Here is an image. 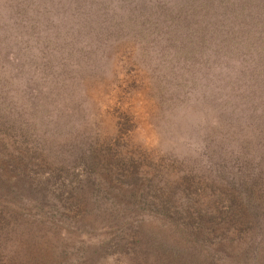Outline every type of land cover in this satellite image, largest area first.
Listing matches in <instances>:
<instances>
[{"label":"rangeland","instance_id":"1","mask_svg":"<svg viewBox=\"0 0 264 264\" xmlns=\"http://www.w3.org/2000/svg\"><path fill=\"white\" fill-rule=\"evenodd\" d=\"M246 8L264 19V0H0L2 147L47 188L0 189V264H264V111L231 88L264 61L204 58ZM94 138L119 157L81 173Z\"/></svg>","mask_w":264,"mask_h":264},{"label":"trees","instance_id":"2","mask_svg":"<svg viewBox=\"0 0 264 264\" xmlns=\"http://www.w3.org/2000/svg\"><path fill=\"white\" fill-rule=\"evenodd\" d=\"M261 16L262 15L260 13L249 8L241 9L236 12L230 11L227 13L221 11L220 18L222 20L223 27L218 28V31H220V34H218L219 37H216V39L213 40L214 43L211 45L212 49L205 52V60H208L209 62L210 60L218 61L221 62L219 64L220 67L221 65H228L234 69H237V66L243 63H251L253 60H258L259 64L263 66L264 19ZM211 20L215 24L218 21V17H214V19ZM203 46V49H207L208 47L207 43H203ZM199 56L200 55L198 54L196 57ZM232 56H238L240 58L239 63H236V61L234 63L232 61ZM192 65L193 63L181 66L179 65V68L186 67L189 69ZM256 66H258V71L254 70L252 74H250L247 78H244L249 82L250 89L242 86L240 84L241 79L238 80L237 77L235 78V83L231 86V88L237 91L240 97H245L247 93L251 94L254 92L253 96L255 99L253 101V105H260L261 110L264 111V69L259 67V65ZM231 74L233 78L236 76L234 71H231ZM238 76H241V73ZM217 84H219V81H217ZM253 87L254 90L251 89ZM17 113L18 115L20 114L18 110ZM0 115L7 119L9 116V110L6 109V111L0 113ZM50 121L56 123L55 119ZM22 122L26 125L31 124V126H33V121L27 123L25 120ZM31 131H33V128ZM22 132L24 134L27 133L26 127L22 130ZM8 138H10L9 135L0 133V189L3 187H9L10 178H12L13 183L11 186L18 183V181L23 182L27 186H31L34 191H38L35 193H38L39 198H41L45 195V190L47 189L44 185H42V181L37 179L38 177L35 172L36 166L41 163L36 161V156L28 150L30 147L26 150L18 149L14 153L4 151L2 145L7 143L6 139ZM115 139H117V137ZM74 150L76 152L75 159L80 160L81 166L78 170L81 173L90 172L92 166L97 163L102 165L103 159H106L107 163L109 160L115 161L119 157V154L117 153L118 151L115 148V142H111L110 139L105 138H99L98 140H95V138L89 139L85 144L74 145ZM51 173L52 171L46 173L43 179H49ZM170 204L172 203L167 200L165 206H169ZM251 206L252 205H248L250 208ZM0 214L2 213L0 212ZM196 225L202 224L196 222ZM193 238H195V241L200 245L205 242V239L203 241L202 238L196 236H193ZM214 263L219 264L217 259H214Z\"/></svg>","mask_w":264,"mask_h":264}]
</instances>
